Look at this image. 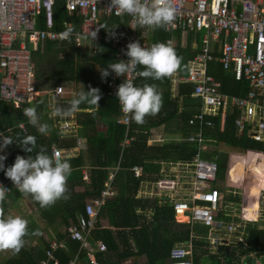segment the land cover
Listing matches in <instances>:
<instances>
[{
    "label": "trees",
    "instance_id": "obj_1",
    "mask_svg": "<svg viewBox=\"0 0 264 264\" xmlns=\"http://www.w3.org/2000/svg\"><path fill=\"white\" fill-rule=\"evenodd\" d=\"M53 22V30L64 31L66 29L64 23H70L72 33H75L78 31L80 20L74 15H67L63 0H56L53 5ZM127 25L125 18L120 20L113 16H100L99 27L103 26L100 27L102 40L93 51L87 45L84 48L76 47L73 37L62 43L46 41L35 50L27 46L31 54L38 91L53 90L59 85L66 89L77 86L85 91L92 87L99 89L100 99L97 102L98 107L82 103L75 112L68 115L54 112L53 116L51 101L46 94L37 96L29 103H23L17 109L0 101V132L9 130L6 135L13 137L17 142V144L13 142L7 145L4 149V153L7 154L4 161L6 167L14 162L18 154L32 155L19 147V138L26 135H33L36 139L33 155L40 146H43L50 156L52 146L65 151L79 148L75 157L66 158L72 169L66 182L67 199H58L52 205L41 208L30 195L12 191L4 201L0 202V213L5 215L18 201H28V204L45 222L46 232L44 237L38 224L32 221L30 216L25 217L28 221V233L24 237L23 245L18 251L12 250L10 257L0 261V264H39L45 259V251L52 240L64 243V248L53 252L58 264H67L75 256L78 264H90L85 251H79L77 242L70 240L64 232L60 233L56 228L53 236L49 235L46 229L54 225V209L62 212L65 227L69 222H76L79 216H84L85 205L100 197L109 174L117 166L118 170L111 182L113 195L105 199L100 207L88 240L90 243L100 241L106 247V252L95 254L97 264H168L171 248L188 242L192 246L193 264H254V259L257 261L264 259V228L260 222L244 224V243L233 240L220 244L212 253L206 239L208 232L206 227L198 224L189 226L186 223H177L174 220L172 207L168 203L159 204L155 198L136 197L140 179L133 178L129 171L132 166H142L144 174L149 177V180H153L152 177L158 176L160 163L190 160L195 155L196 146L186 142L185 139L197 131V127L189 126L187 121L199 111L200 103L190 96L191 84H176L172 90L171 75L160 80L142 77L139 75L142 66L138 65V78L134 85L142 86L145 83L155 85L161 96V105L154 115H147L142 124L132 120L128 131V137L132 140L120 152V143L125 129L116 122L119 116L117 99L107 94L108 76L101 79L98 69L118 61L109 38L111 35H127L129 33ZM38 26L43 27L41 20ZM171 37L175 41L173 49L179 57L175 72L185 75L187 62L200 52L201 34L187 33L185 45H181L179 31L170 33L164 28H150L148 40L153 43H164ZM214 57H218V54L214 53ZM208 73L220 82V92L225 95L243 98L249 91L246 81H235L232 74L224 71L216 61L208 65ZM73 98L61 99L54 104L53 108L66 109ZM29 106H35L39 122L48 125L46 134L38 132L37 126L28 123L23 109ZM86 108L88 111L85 110ZM237 116L236 111L227 112L222 123L219 115L213 118L206 117L212 122V126L203 127V139L212 149H207L202 154V158L217 164L218 181L224 179L227 150L238 153H245L246 150L264 152L263 144L249 140L244 134L237 136L234 127ZM63 119L74 122L75 132L61 137L58 124ZM21 123L26 126V134L18 129ZM98 125H103L104 130H98ZM159 129L163 136L162 142L148 144L153 131ZM79 142L82 143L81 147ZM222 148H225V151H222ZM249 157L254 160V163L250 167L251 176L245 181L248 185L244 194L245 204L242 212L245 220H251L254 209L255 177L257 174H264V155L262 157L249 154ZM241 169L242 165H239L238 174H242ZM233 172L234 169L232 175ZM84 173L87 181L83 180ZM0 179H7L2 170H0ZM231 199L236 205L240 202L239 196ZM146 217L149 219L147 220ZM225 220L237 222L239 218L226 216ZM140 259L143 261L139 262Z\"/></svg>",
    "mask_w": 264,
    "mask_h": 264
},
{
    "label": "built area",
    "instance_id": "obj_2",
    "mask_svg": "<svg viewBox=\"0 0 264 264\" xmlns=\"http://www.w3.org/2000/svg\"><path fill=\"white\" fill-rule=\"evenodd\" d=\"M55 1L0 0V101L10 104L15 109L23 103L33 101L41 94H46L51 101L53 116L54 104L70 96L68 89L62 85L50 91L37 90L31 54L27 47L35 50L46 41L62 43L68 40L59 37L62 31L53 30ZM63 2L67 15H74L80 20L78 31L71 34L76 47L84 48L87 45L91 50L102 40L100 16L127 19L129 33L111 35L109 38L117 60L127 59L125 51L130 42L136 41L144 47L154 44L139 31L140 27L133 29L129 26L132 18L128 14L116 15L108 7L110 0H63ZM172 3L176 8V14L174 21L165 31L170 33L179 31L182 36H186L187 33L201 34L200 52L187 62L186 74L179 75L176 72L171 74L172 89L176 84H191L190 96L200 103L199 111L187 121L189 126H196L197 131L185 139L186 142L195 145L197 150L190 160L162 165L159 178L154 182L145 180L142 166H132L129 171L133 178L140 179L136 197L155 198L159 204L168 203L172 207L174 220L181 217L183 219L181 223L206 227L209 248L211 245L216 247L228 243V240L220 238L222 235L233 236L234 241L244 243L243 223L242 225L226 221L221 227H216L217 213L222 206L223 196L216 188L217 164L202 158V154L207 150L202 131L203 127L212 126V122L206 117L213 118L219 115L223 120L227 112L236 111L238 116L234 120V127L237 136L244 134L249 140L264 145V0H172ZM39 20L43 27L38 26ZM64 27L69 28L71 25L64 23ZM93 30L96 31V36L89 40V31ZM164 43L174 47L172 37ZM214 53L218 54V57H214ZM214 61L219 63L224 71H229L235 81L247 82L249 91L245 97L229 96L220 92V82L208 73V65ZM137 78V70L129 72L125 77L116 76L110 70L106 81L107 94L116 98V89L124 79L131 80L134 84ZM117 104L119 116L116 122L125 129L120 143L122 152L132 140L128 137L132 119L130 114L122 112L118 101ZM58 125L61 137L75 132L74 124L68 119L59 121ZM18 129L23 134L27 133L23 123L18 125ZM8 131L3 133L6 135ZM81 145L79 142L80 147ZM50 153L53 157L63 159V151L55 146H52ZM231 153L234 161L230 165L232 167L242 165L241 175H244L235 178L233 172V176L230 174L233 181L240 179L246 181L251 176L250 167L254 160L248 158L249 154L262 157L264 155V152L257 150ZM117 170L118 166L109 174L100 197L85 205V215L79 216L76 222H69L64 231L70 240L79 244V251H85L90 264H97L96 253L106 252L102 242L90 243L88 240L100 207L105 199L113 195L111 182ZM83 180L87 181L85 173ZM0 184L8 189L6 196L12 191H18L8 178L0 179ZM256 201L257 216L251 222L264 224L263 188L259 190ZM191 247L190 242L173 246L169 252L168 264H193ZM62 248L63 242L52 240L45 251V259L39 264H58L53 252ZM67 264H78L77 257Z\"/></svg>",
    "mask_w": 264,
    "mask_h": 264
},
{
    "label": "clouds",
    "instance_id": "obj_3",
    "mask_svg": "<svg viewBox=\"0 0 264 264\" xmlns=\"http://www.w3.org/2000/svg\"><path fill=\"white\" fill-rule=\"evenodd\" d=\"M108 7L116 15L128 14L132 20L130 27H151L153 29L164 28L172 24L176 14V8L172 0H110ZM103 27V26H100ZM114 28V27H113ZM73 29L66 28L59 33L61 39H70ZM96 31H89L88 39L92 40ZM126 60H118L99 68L101 79L109 75V69L116 75L124 77L137 66H142L139 75L153 80H160L174 73L179 64V57L175 50L163 42H156L150 47L141 46L133 41L127 44ZM116 99L122 112L130 114V118L137 124H142L147 115H154L160 108L161 96L155 85L145 83L142 86L134 85L131 80L124 79L116 89ZM100 93L98 88L84 89L71 99L66 109L55 108L57 114L68 115L75 112L82 103L98 107ZM28 123L37 126V131L46 134L48 125L39 122L35 106L23 109ZM16 140L0 132V170L6 178L10 179L15 188L24 195H30L41 208L52 205L58 199H67V179L71 174V165L67 159L50 156L40 146L33 155L36 139L33 135L19 138V147L24 152L32 155H16L10 166H5L7 145ZM82 146V145H81ZM8 189L0 184V202L6 198ZM28 233V221L19 215H4L0 213V249L18 251L24 243V237Z\"/></svg>",
    "mask_w": 264,
    "mask_h": 264
},
{
    "label": "rangeland",
    "instance_id": "obj_4",
    "mask_svg": "<svg viewBox=\"0 0 264 264\" xmlns=\"http://www.w3.org/2000/svg\"><path fill=\"white\" fill-rule=\"evenodd\" d=\"M144 35H145V37L148 38L149 33L148 32L147 33L144 32ZM183 37H182V41H183ZM91 50L93 51V49H91ZM67 89L70 92L69 98L75 97L78 92L82 91V89L80 87H77V86L67 87ZM86 107H87V105H86ZM85 110L88 111V108H86ZM71 122L74 124L73 121H71ZM74 128H75V124H74ZM102 128H103L102 125H98V130L102 129ZM207 149L211 150L212 148L210 146H207ZM223 150L225 151V148H222V151ZM228 152L229 151L227 150L226 154ZM228 156H229V154H228ZM233 168L235 170L234 166H233ZM226 169H227V166H226ZM230 171H231V168L229 169V172ZM229 181H230V184L227 183V186H230L229 190H231V191L234 190L235 193H237L240 196V198H242V195L244 194L243 189H244V186H245L244 182H243V179L234 180V181L229 179ZM216 184H218V187L221 186V184L219 182H217ZM242 205L243 204H242V199H241V203H239V205L232 206V208L229 210L231 218H234V217L242 218V216L240 214L241 210L243 208ZM59 211L60 210H57V209L53 210V212L55 213V215L53 216L54 225H53V227L52 226H48L47 229H46L49 232V235H51V236L54 235L53 233H54V229L55 228L58 229V231L61 232V233L64 232L65 228H66L64 223H63V218L64 217L62 215V212H59ZM5 215H19V216H22L24 218L27 217V216H30L31 220L35 221L38 224V226L41 228L40 232L44 234V237H46V232L44 230L45 222L40 218V215L28 204V201H26V200L18 201L17 204L14 206V208L12 210H10V212L6 213ZM146 219L148 220L149 217H146ZM240 220L242 222H246V223L247 222H251V220H245L243 218L240 219ZM182 221H183L182 218H176L175 219V222H177V223H181ZM56 225H57V227H56ZM220 238H224L225 240H228V242H232L234 240L233 236H228V235H222ZM209 247H210V245H209ZM211 247H212V245H211ZM213 251H215V249H213ZM11 254H12V250H10V249H0V261L5 260L6 258L10 257ZM251 256L253 258V255H251ZM142 261H143L142 259L139 260V262H142ZM254 264H255V259H254ZM256 264H264V259L256 261Z\"/></svg>",
    "mask_w": 264,
    "mask_h": 264
},
{
    "label": "crops",
    "instance_id": "obj_5",
    "mask_svg": "<svg viewBox=\"0 0 264 264\" xmlns=\"http://www.w3.org/2000/svg\"><path fill=\"white\" fill-rule=\"evenodd\" d=\"M150 28L151 27H143V28H139V31L140 32H142L143 34H144V32H148L149 33V30H150ZM182 35H181V45H185V37L186 36H184L183 37V41H182ZM174 40V39H173ZM174 45H175V41H174ZM173 90V89H172ZM222 119L220 120V122L222 123ZM103 126V125H102ZM74 130H75V128H74ZM99 130H104V126H103V128L102 129H99ZM160 130L161 129H159V130H155V131H153V133H152V136L150 137V140L148 141V144H152L153 142H157V140H159V139H162L163 138V136H162V134L160 133ZM159 142V141H158ZM160 142H162V141H160ZM207 145V144H206ZM62 150V149H61ZM63 151V159H66V158H68V157H75L77 154H78V152H79V148H74V149H70V150H68V151H65V150H62ZM207 151V150H206ZM231 152H233V151H230V152H228L227 153V169H226V171H225V175H224V179H223V181H217V182H219L220 184H221V186H219L218 187V184H216V188L219 190V192H220V194L223 196V199H222V206L220 207V211H219V213H217V221H216V227H221L224 223H226V220H225V217L226 216H228V217H230L231 215H230V213H229V210L232 208V206H236V204L234 203V201H232V199L231 198H233V197H236V196H239L237 193H235V191L233 190V191H231V190H229V187L230 186H227V183H229L230 184V181H229V179H230V174H231V172H232V170H233V167L230 165L231 164V162H233L234 161V158H233V153H231ZM228 154H229V156H228ZM169 163V162H168ZM165 163H162V164H159V171L162 169V165H164ZM143 168V167H142ZM231 168V171L229 172V169ZM237 169H238V166H236L235 167V170H234V177L236 178V176H241V173L240 174H238L237 173ZM159 171H158V176H155V177H152V178H154L153 180H149V177L145 174V180L146 181H150V182H154L155 181V179H157V178H159ZM233 176V175H232ZM148 178V179H147ZM234 178V179H235ZM243 182H244V189H243V191H244V194H245V192H246V189L248 188V185H247V183L243 180ZM234 194H233V193ZM244 194L242 195V198H240V202L239 203H241V199H242V204L244 205L245 204V196H244ZM240 197V196H239ZM239 205V204H238ZM242 205V206H243ZM244 208V207H243ZM243 208H242V210H241V216H242V212H243ZM10 212V211H9ZM221 213L223 214L222 216H221ZM225 216V217H224ZM256 216H257V212H256ZM243 218V217H242ZM241 218H239V221H237V222H234V221H231V222H233V223H236V224H245L244 222H242L241 220H240ZM221 222V223H220ZM261 223V222H260ZM242 224V225H243ZM262 226H263V228H264V224L262 223ZM61 233V232H60ZM211 251H212V253H214L215 251H213V249H215L216 250V247H211V248H209ZM252 258V257H251ZM256 259H255V264H256Z\"/></svg>",
    "mask_w": 264,
    "mask_h": 264
},
{
    "label": "bare ground",
    "instance_id": "obj_6",
    "mask_svg": "<svg viewBox=\"0 0 264 264\" xmlns=\"http://www.w3.org/2000/svg\"><path fill=\"white\" fill-rule=\"evenodd\" d=\"M255 181H256V186L254 189V196H253L254 209H253V213L251 216L252 221H254L256 219V209H257V201L256 200H257L259 190L261 188L264 189V174H262V173L257 174L255 177Z\"/></svg>",
    "mask_w": 264,
    "mask_h": 264
}]
</instances>
